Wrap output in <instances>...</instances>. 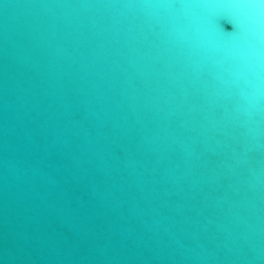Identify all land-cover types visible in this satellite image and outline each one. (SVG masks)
I'll return each mask as SVG.
<instances>
[{"label":"water","instance_id":"1","mask_svg":"<svg viewBox=\"0 0 264 264\" xmlns=\"http://www.w3.org/2000/svg\"><path fill=\"white\" fill-rule=\"evenodd\" d=\"M0 264H264V0H0Z\"/></svg>","mask_w":264,"mask_h":264},{"label":"snow or ice","instance_id":"2","mask_svg":"<svg viewBox=\"0 0 264 264\" xmlns=\"http://www.w3.org/2000/svg\"><path fill=\"white\" fill-rule=\"evenodd\" d=\"M241 31L242 30L240 29L239 32H238V35L235 37V39L236 40H239V39H249L250 40V37L240 35Z\"/></svg>","mask_w":264,"mask_h":264}]
</instances>
